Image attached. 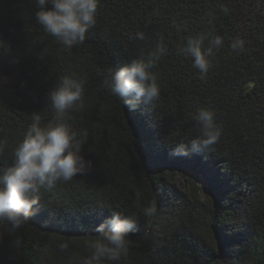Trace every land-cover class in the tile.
I'll use <instances>...</instances> for the list:
<instances>
[{
  "label": "trees",
  "instance_id": "obj_1",
  "mask_svg": "<svg viewBox=\"0 0 264 264\" xmlns=\"http://www.w3.org/2000/svg\"><path fill=\"white\" fill-rule=\"evenodd\" d=\"M36 11L32 0H0V168L13 164L33 112L41 126L54 120L47 94L63 76L84 81L83 107L66 122L91 168L41 188L20 228L0 222V264H82L112 212L137 216L138 229L127 257L102 264H264V0H99L95 25L70 49ZM200 35L202 51L223 41L204 79L183 51ZM236 40L242 49H232ZM158 44L159 99L129 112L103 80ZM201 108L214 111L219 141L211 152L171 155L201 136L191 119ZM162 166L193 172L210 202L176 190ZM153 203L155 216L145 217Z\"/></svg>",
  "mask_w": 264,
  "mask_h": 264
},
{
  "label": "clouds",
  "instance_id": "obj_2",
  "mask_svg": "<svg viewBox=\"0 0 264 264\" xmlns=\"http://www.w3.org/2000/svg\"><path fill=\"white\" fill-rule=\"evenodd\" d=\"M37 11L35 22L62 45L72 48L83 44L88 29L96 23L99 0H32ZM143 39L142 33L136 34ZM204 35L189 39L183 51L193 59V67L204 79L210 66L209 57L213 49L222 46V38L216 36L210 40V47L202 51ZM5 43L0 41V47ZM233 50L242 49L243 41L236 40ZM162 44L147 57L132 59L128 64L108 70L103 80L110 94L122 102L129 112H136L140 105H152L159 99L160 88L151 69L165 54ZM83 80L63 76L49 91L47 99L55 114L54 120L41 126V118L33 112L32 122L26 128L23 138L14 150V162L11 166L0 168V222H7L12 229H18L35 215L38 203L35 194L41 189H52L58 181H71L76 175H84L91 168V161L81 155L82 143L77 134L66 122L68 113L77 107H83ZM194 125L201 136L188 144H178L171 152L173 156L189 153H206L213 150L221 135L222 128L216 123L215 113L211 109L201 108L191 115ZM3 144L0 142V150ZM156 206L143 209L145 217L156 214ZM138 229L135 215L112 212L97 227L96 239L89 243L90 256L82 264H102L104 260L118 261L129 253V235ZM19 245V241H14ZM67 249L66 243L59 245Z\"/></svg>",
  "mask_w": 264,
  "mask_h": 264
},
{
  "label": "rangeland",
  "instance_id": "obj_3",
  "mask_svg": "<svg viewBox=\"0 0 264 264\" xmlns=\"http://www.w3.org/2000/svg\"><path fill=\"white\" fill-rule=\"evenodd\" d=\"M170 170V173L168 172ZM163 176H171L172 186L185 194H189L193 189L197 191L198 198L202 203H208L211 200V188L206 182L193 181L190 182L191 176L194 175L191 171H186L181 168H171L162 166L161 168ZM194 187V188H193Z\"/></svg>",
  "mask_w": 264,
  "mask_h": 264
},
{
  "label": "water",
  "instance_id": "obj_4",
  "mask_svg": "<svg viewBox=\"0 0 264 264\" xmlns=\"http://www.w3.org/2000/svg\"><path fill=\"white\" fill-rule=\"evenodd\" d=\"M199 182V181H198Z\"/></svg>",
  "mask_w": 264,
  "mask_h": 264
}]
</instances>
